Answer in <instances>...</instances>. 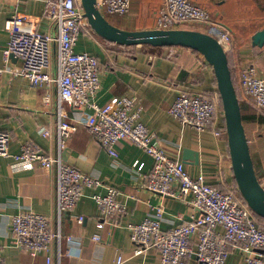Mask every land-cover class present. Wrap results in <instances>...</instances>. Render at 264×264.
<instances>
[{"label":"crops","instance_id":"obj_1","mask_svg":"<svg viewBox=\"0 0 264 264\" xmlns=\"http://www.w3.org/2000/svg\"><path fill=\"white\" fill-rule=\"evenodd\" d=\"M211 16L227 25L233 33L229 62L235 73L241 64L254 63L264 77V46L253 45L254 33L264 28V0H194ZM47 0H0V68L19 71L22 59L7 57L9 43L7 20L28 14L42 32L56 31V22L44 15ZM163 0H131L125 15L106 14L114 24L127 29L156 27V15ZM111 16H114L112 19ZM179 46V45H178ZM77 50L89 51L99 59L102 83L97 101L104 105L130 94L143 105L142 120L156 133L167 154L184 161L192 176L203 172L217 186L234 183L227 138L212 129L198 130L183 124L169 112V106L182 91H211L217 88L214 69L198 51L179 46L172 57L167 46L142 45L123 49L108 42L96 32L85 31ZM57 43L53 44L51 73L58 75ZM240 88H238V91ZM240 94V91H239ZM56 81L38 85L31 79L9 70L0 71V128L10 131L11 155L0 160V245L5 264H48L47 255H32L13 245L11 218L20 211H37L54 216L55 171L20 158L24 145L32 142L39 151L60 154L62 160L102 179L101 185L87 187L73 210L62 214V239L55 243V264H115V248L125 255L124 264H161L160 252L148 250L135 255V243L129 225L147 217H157V206H163L164 229L190 220L195 212L184 200L162 195L146 186L147 176L155 160L143 148L129 140L117 145L115 158L92 135L85 124L91 110H81L69 102H60ZM241 97V95H239ZM243 121L259 179L264 185V112L251 101L241 99ZM60 107L63 118L77 124L59 151L58 124ZM218 127L224 125L219 117ZM50 128L51 136L39 133ZM191 156L185 157V151ZM191 157V158H190ZM144 163L142 168L135 161ZM197 161V162H196ZM116 186L119 200L125 206L121 215L105 217L93 194H105L108 186ZM82 216L80 222L78 217ZM52 222L56 224L53 217ZM104 223L102 227L98 224ZM100 235V239L94 238ZM189 264H196L194 258ZM228 264H246L242 243L230 248Z\"/></svg>","mask_w":264,"mask_h":264},{"label":"built area","instance_id":"obj_2","mask_svg":"<svg viewBox=\"0 0 264 264\" xmlns=\"http://www.w3.org/2000/svg\"><path fill=\"white\" fill-rule=\"evenodd\" d=\"M102 12L125 15L131 0H98ZM46 17L56 22V31H40L32 16L18 14L7 20L9 43L5 54L12 53L22 59L19 71L10 67L0 71L10 72L31 79L38 85L56 81L59 86L60 102L67 101L87 114L86 126L95 139L115 158L119 157L117 145L129 140L143 148L155 160L147 176L146 186L157 193L188 202L195 209L190 220L183 224L163 228V206H157V217H147L129 225L134 254L148 250L160 252L161 264H228L231 246L242 243L246 264H264V227L257 214L251 209L234 183L217 187L211 184L205 173L192 176L184 161L171 158L157 140L156 133L142 120L143 105L140 99L130 94L122 95L104 105L97 101L101 89L102 72L99 59L89 51L77 50V43L85 31L95 30L85 15L82 0H47ZM206 31L219 39L227 52L232 48L233 33L230 28L215 20L210 12L194 0H163L156 15V27L189 28ZM200 26V27H199ZM110 42V41H108ZM57 43L58 75L51 73L53 66V44ZM116 46L129 49L110 42ZM142 46V45H136ZM172 57L178 45L167 46ZM235 84L241 97L251 101L264 112V77L252 64L237 67ZM169 112L183 124L198 130L212 129L216 135L227 138L225 112L218 89L211 91H182L169 106ZM58 124L59 151L65 145L77 124L65 120L60 107ZM224 125L218 127V118ZM39 133L51 136L50 128L42 127ZM12 136L10 131L0 128V160L11 155ZM20 158L51 168L55 171L54 216L37 211H20L11 218L13 245L32 255L45 253L47 263L55 264V243L62 239L61 220L66 210H73L85 194L87 187L101 185L102 179L93 176L75 165L64 162L60 154H45L32 142L24 145ZM139 164V165H138ZM142 168L144 163L136 160L134 166ZM119 189L108 186L105 194L95 193L93 199L105 217L121 215L125 206L119 200ZM53 217L56 224L52 222ZM78 220L83 221L79 216ZM100 227L104 223L98 224ZM99 240L100 235H95ZM54 246V247H53ZM125 255L120 247L115 248V264H124ZM0 264H5L0 245Z\"/></svg>","mask_w":264,"mask_h":264},{"label":"water","instance_id":"obj_3","mask_svg":"<svg viewBox=\"0 0 264 264\" xmlns=\"http://www.w3.org/2000/svg\"><path fill=\"white\" fill-rule=\"evenodd\" d=\"M82 3L91 27L107 41L124 46L179 45L190 47L200 52L212 65L225 112L227 141L234 179L241 195L251 209L264 217V185L258 177L252 157L228 52L219 39L196 28H123L107 18L100 9L98 0H82ZM252 42L255 46H264V28L254 33ZM13 55L12 53L10 56ZM191 153L186 150L185 157L191 156Z\"/></svg>","mask_w":264,"mask_h":264},{"label":"trees","instance_id":"obj_4","mask_svg":"<svg viewBox=\"0 0 264 264\" xmlns=\"http://www.w3.org/2000/svg\"><path fill=\"white\" fill-rule=\"evenodd\" d=\"M136 46V45H135ZM230 63V62H229ZM230 67H231V69H232V73H233V78H234V81H235V76H236V73H235V70L233 69V67H232V65L230 64ZM242 97H240V99H241ZM240 102H241V100H240ZM241 107H242V105H241ZM235 180V179H234ZM234 184L235 185H237V183H236V181H234ZM257 216L259 217V219L264 223V217H262V216H260V215H258L257 214Z\"/></svg>","mask_w":264,"mask_h":264},{"label":"rangeland","instance_id":"obj_5","mask_svg":"<svg viewBox=\"0 0 264 264\" xmlns=\"http://www.w3.org/2000/svg\"><path fill=\"white\" fill-rule=\"evenodd\" d=\"M111 18L113 19L114 18V16H111ZM191 26V25H190ZM200 27V26H199ZM187 28V27H186ZM189 28H196V27H193V26H191V27H189ZM203 29L202 30H204V29H206V27H202ZM259 218V217H258ZM259 221H260V224H261V226H263L264 227V223L259 219Z\"/></svg>","mask_w":264,"mask_h":264}]
</instances>
